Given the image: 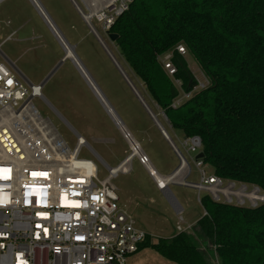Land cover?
I'll return each instance as SVG.
<instances>
[{
  "label": "trees",
  "instance_id": "1",
  "mask_svg": "<svg viewBox=\"0 0 264 264\" xmlns=\"http://www.w3.org/2000/svg\"><path fill=\"white\" fill-rule=\"evenodd\" d=\"M108 34L169 128L199 137L212 174L264 194V0H133ZM178 44L209 86L173 109L178 91L159 58L171 53L182 91L197 85ZM201 206L206 215L185 234L155 243L147 236L138 251L150 248L175 264H264V204L251 209L206 196Z\"/></svg>",
  "mask_w": 264,
  "mask_h": 264
},
{
  "label": "built area",
  "instance_id": "2",
  "mask_svg": "<svg viewBox=\"0 0 264 264\" xmlns=\"http://www.w3.org/2000/svg\"><path fill=\"white\" fill-rule=\"evenodd\" d=\"M3 1L0 0V4ZM70 2L93 35H97L92 21L108 33L133 0ZM9 25V22L5 23V26ZM14 34L11 32L3 42ZM174 51L181 56L186 53L181 44ZM170 58L171 53H167L159 60L178 91L171 103V108L175 109L206 85L196 82L190 92L182 91L181 82L174 78L176 70ZM10 64L13 65L0 51V264H125L149 235L138 228L119 204L117 188L112 181L121 173L113 172L114 167L103 161L66 124L76 139L74 147L70 148L32 103L38 98L54 110L42 96L43 82L35 85L24 76L22 79ZM179 144L187 155H194L191 162L199 175V183L186 182L190 168L175 147L178 167L187 169L179 183L181 186L208 194L216 204L230 205L234 198L239 201L234 182L223 181L212 173L206 175L205 165L201 159H196L201 152L199 137L182 138ZM81 149L99 163L106 172L105 177L99 176L93 160L80 157ZM132 154L154 181L149 171V166L152 167L149 158L137 144ZM33 173L46 175L34 176ZM226 182L227 187H223ZM253 188L255 194L261 193L257 187ZM246 190L242 188L239 193L244 195ZM257 197L249 208L264 204V194ZM196 200L201 206L198 195ZM166 201L177 215H181L182 209L177 203L178 208H175ZM240 202L235 206H243L244 201ZM205 215L203 211L202 216ZM179 222H182L181 217ZM189 226L183 229L177 226L176 233L185 234Z\"/></svg>",
  "mask_w": 264,
  "mask_h": 264
},
{
  "label": "rangeland",
  "instance_id": "3",
  "mask_svg": "<svg viewBox=\"0 0 264 264\" xmlns=\"http://www.w3.org/2000/svg\"><path fill=\"white\" fill-rule=\"evenodd\" d=\"M39 1L45 13L49 15L47 16L66 37L70 47L74 46L75 56L102 91L125 128L136 136L141 130L137 123V115H134L136 113L129 107L132 98L128 96V86L123 84L121 79L130 86L131 91L135 90L139 93V98L144 105L147 102L149 105H145L147 112L155 117L166 134L168 132L174 146L184 156L190 168V175L186 182L199 183V175L191 162L194 155H187L180 147L181 133L170 129L159 109L148 100L143 86L124 63L115 44L108 39L107 33L103 32L95 21L91 22L94 32L113 55L127 81L113 64L107 51L89 32L90 29L88 30L87 26L80 23V16L69 0ZM6 22L10 25L5 26ZM12 31H16L12 38L3 42ZM0 51L27 80L35 85L42 83L64 57L61 45L28 0H5L0 4ZM182 57L195 81L208 87L209 80L204 76L194 58L187 51ZM133 86L135 89H132ZM41 93L54 110L38 98L32 101L34 107L43 118L51 122L70 148L74 147L76 139L66 124L75 130L110 167H117L132 154L130 143L107 116L76 67L69 60H65L44 83ZM139 144L158 175L169 176L178 166L176 154L166 144L150 145L145 139ZM80 157L93 160L99 176H106V172L85 149L80 150ZM126 170V173L119 174L112 181L117 188L119 204L135 220L138 228L150 236L151 243H155L160 238H170L177 232V226L183 229L187 225L194 224L202 215L204 210L197 203L196 197L198 195L199 199L203 200L207 194L197 193L194 189L179 184L187 173V169L183 170L174 183L168 185V192L172 194V198L182 209L181 215L173 211L165 199L164 192L157 189L154 181L138 164L135 157H132ZM204 170L206 175L212 173L208 166H205ZM223 187H227V182ZM242 188L247 189L244 195L239 193ZM254 189L252 186L235 183L234 191L238 192L236 197L239 201L234 198L230 205L235 206L243 200L244 204L241 207L249 208L250 203L255 201L253 197L259 198L257 196L262 195L261 193L255 194ZM180 217L181 223L179 222ZM125 264L175 263L163 258L150 248H144L130 256Z\"/></svg>",
  "mask_w": 264,
  "mask_h": 264
},
{
  "label": "bare ground",
  "instance_id": "4",
  "mask_svg": "<svg viewBox=\"0 0 264 264\" xmlns=\"http://www.w3.org/2000/svg\"><path fill=\"white\" fill-rule=\"evenodd\" d=\"M29 1L33 5V7L36 9V11L40 15V17L42 18L44 23L50 29L52 34L55 36V38L57 39L59 44L61 45V47H62V49L64 51V57H66V60H69L76 67L77 71L79 72L81 77L84 79L85 83L87 84L89 89L92 91L93 95L95 96L97 101L100 103V105L104 109V111L107 114V116L114 123V125L123 133L125 131V129L123 128V126L121 124V121L119 120L118 116L115 114L114 109L111 108V106H110L109 102L107 101V99L105 98V96L102 94V92L99 90V88L94 84V82L92 81V78L89 76V74L83 68L81 63L78 61L77 57L73 54L72 48L67 43L63 42L60 39V36H59V33H58L57 29L54 27V24L49 19V17L46 15V13L44 12V9L41 7L39 2L37 0H29ZM94 36L96 37L98 42H102V40L98 37V35H94ZM103 47L107 51L108 56L112 60L113 64L118 68L119 72H123L121 70V68L119 67L118 63L115 61L113 55L110 54V52L106 49L104 44H103ZM131 147H132V150H133L134 149V145L133 146L131 145ZM129 162H130L129 159L124 160L120 165H118L117 167L112 168L113 172L126 173V171H127L126 168H127L128 164H129ZM184 169L185 168L183 166H181L176 171V173L173 176L170 177V175L169 176H160V175H158L154 171V169L149 166L150 175H152V177L154 178V181H155L156 185L158 186L159 189H161V191L164 192V194L166 195V199L175 208H177V205H176V202L174 201V199L172 198V196L170 195V193L168 192V185L171 184V183H174L175 180L182 174ZM253 199L256 200L255 197H253ZM190 227L191 226H189L188 229H190ZM188 229H186V230H188Z\"/></svg>",
  "mask_w": 264,
  "mask_h": 264
},
{
  "label": "crops",
  "instance_id": "5",
  "mask_svg": "<svg viewBox=\"0 0 264 264\" xmlns=\"http://www.w3.org/2000/svg\"><path fill=\"white\" fill-rule=\"evenodd\" d=\"M29 1V0H28ZM38 2H39V4L41 5V7L44 9V7L42 6V4L40 3V1L39 0H37ZM30 2V1H29ZM69 2H70V0H69ZM71 3V2H70ZM72 4V3H71ZM32 5V4H31ZM33 6V5H32ZM73 6V5H72ZM74 8V7H73ZM74 10H75V8H74ZM44 12H46L45 11V9H44ZM77 13V12H76ZM78 14V13H77ZM39 15V14H38ZM46 15H48L47 13H46ZM49 16V15H48ZM49 19H51L50 17H49ZM79 19H80V23L81 24H83V25H85L84 24V22L82 21V19L79 17ZM53 22V21H52ZM53 24L55 25V23L53 22ZM47 26V25H46ZM86 26V25H85ZM56 29H58L57 28V26L55 25L54 26ZM88 28V27H87ZM50 30V29H49ZM88 30H89V28H88ZM58 31V33H59V36H60V39L63 41V42H65V43H67L68 44V41H67V39H66V37L59 31V29L57 30ZM12 32H16V31H12ZM89 32L91 33V34H93L90 30H89ZM63 38V39H62ZM94 38H95V36H94ZM96 39V38H95ZM65 40V41H64ZM100 43V45H101V47H103V43L102 42H99ZM98 43V44H99ZM69 45V44H68ZM70 46V45H69ZM72 47V52H73V54L75 55V52H74V46H71ZM100 47V48H101ZM104 48V47H103ZM105 49V48H104ZM102 50V49H101ZM78 59V58H77ZM78 61H79V59H78ZM80 62V61H79ZM81 63V62H80ZM81 65H82V63H81ZM83 66V65H82ZM83 68H84V66H83ZM85 69V68H84ZM86 70V69H85ZM86 72L88 73V71L86 70ZM89 74V73H88ZM89 76H90V74H89ZM91 77V76H90ZM92 78V77H91ZM92 81H94V80H92ZM121 81L123 82V84H125L126 86H128V89H129V93H128V96L130 97V98H132L131 99V103H130V106L129 107H131V110L133 109V112L134 113H136V114H134V115H137L136 116V119L138 120V124L140 125V127H141V130H140V132H139V134L136 136V135H134L132 132H130L128 129H126L125 128V126H124V124H122V122H121V124H122V126H123V128L125 129V131L129 134V136L131 137V139L134 141V143L135 144H137L138 146H139V148H141L142 149V147L140 146V142L142 141V140H147V141H149V144L150 145H158V144H166V146L173 152V149H172V147H171V145H170V143H169V141L173 144V142L171 141V139H170V137H169V134L167 133V136H168V139H166L162 134H161V132H160V130L158 129V127L156 126V124H155V122L153 121V119L151 118V116L149 115V113L147 112V110L145 109V107L143 106V104L139 101V99L138 98H136L137 96L136 95H134L135 93H134V91L132 90L131 91V89H130V86L129 85H127V83L124 81V80H122L121 79ZM94 84L96 85V83L94 82ZM97 86V85H96ZM142 86V85H141ZM98 87V86H97ZM132 88V87H131ZM132 89H135L134 88V86H133V88ZM100 90V89H99ZM101 91V90H100ZM102 92V91H101ZM138 95H139V93L138 92H136ZM103 94V93H102ZM136 96V97H135ZM139 97H140V95H139ZM146 105V104H145ZM155 105V104H154ZM158 109V108H157ZM159 112H161L160 110H159ZM158 142V143H157ZM161 142V143H160ZM173 146H174V144H173ZM142 151L144 152V150L142 149ZM145 153V152H144ZM146 154V153H145ZM161 176V175H160ZM206 194V193H205ZM207 196H208V194H207ZM191 225H195V222H194V224H191Z\"/></svg>",
  "mask_w": 264,
  "mask_h": 264
},
{
  "label": "water",
  "instance_id": "6",
  "mask_svg": "<svg viewBox=\"0 0 264 264\" xmlns=\"http://www.w3.org/2000/svg\"><path fill=\"white\" fill-rule=\"evenodd\" d=\"M72 5L74 6V4L72 3ZM107 37H108V39L111 41V42H114L115 41V39L117 38V36L116 35H114V34H108L107 33ZM63 39V38H62ZM65 41V40H64ZM66 60V57H63L60 61H59V63L54 67V69L50 72V74L46 77V79L43 81V84L52 76V74L58 69V67L64 62ZM10 66L12 67V69L14 70V71H16V73H18V75H20L21 76V78L22 79H25L24 77H23V75H22V73L18 70V69H16L15 68V66L14 65H11L10 64ZM120 73H122V76L124 77V79L127 81V79H126V76H124V73L123 72H120ZM134 91V93H135V95L137 96V98L139 99V101L143 104V106L146 108V106L144 105V103L142 102V100H140V98H139V96H138V94L136 93V91L135 90H133ZM149 115L151 116V118L153 119V121L155 122V124H156V126L158 127V129L160 130V132H161V134H163V136L166 138V139H168V136H167V134H166V132L163 130V128L159 125V123L155 120V117L149 112ZM123 136H124V138L130 143V145H134V147H135V143H134V141L131 139V137L129 136V134L127 133V132H123ZM169 143H170V145H171V147H172V149H173V151L177 154V152H178V150L175 148V146H173V144L169 141ZM132 157H133V154H131L127 159H129V160H131L132 159ZM203 158V154L200 152L197 156H196V159H202ZM179 169V167L177 166L176 167V169L170 174V177L171 176H173L175 173H176V171ZM172 195V194H171Z\"/></svg>",
  "mask_w": 264,
  "mask_h": 264
},
{
  "label": "snow or ice",
  "instance_id": "7",
  "mask_svg": "<svg viewBox=\"0 0 264 264\" xmlns=\"http://www.w3.org/2000/svg\"><path fill=\"white\" fill-rule=\"evenodd\" d=\"M181 51H183V48H181ZM9 83H11V81H9ZM33 175H46L44 173H40V174H37V173H33ZM77 239H82V237H78Z\"/></svg>",
  "mask_w": 264,
  "mask_h": 264
}]
</instances>
